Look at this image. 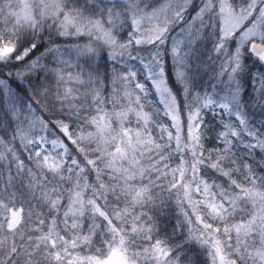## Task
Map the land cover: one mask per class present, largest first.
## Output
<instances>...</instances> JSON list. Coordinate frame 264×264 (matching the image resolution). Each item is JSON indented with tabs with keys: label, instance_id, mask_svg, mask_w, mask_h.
<instances>
[{
	"label": "snow or ice",
	"instance_id": "1",
	"mask_svg": "<svg viewBox=\"0 0 264 264\" xmlns=\"http://www.w3.org/2000/svg\"><path fill=\"white\" fill-rule=\"evenodd\" d=\"M0 264H264V0H0Z\"/></svg>",
	"mask_w": 264,
	"mask_h": 264
}]
</instances>
